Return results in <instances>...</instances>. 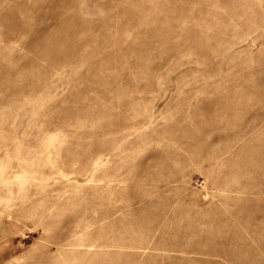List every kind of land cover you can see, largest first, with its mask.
Wrapping results in <instances>:
<instances>
[{"label": "rangeland", "instance_id": "374dc122", "mask_svg": "<svg viewBox=\"0 0 264 264\" xmlns=\"http://www.w3.org/2000/svg\"><path fill=\"white\" fill-rule=\"evenodd\" d=\"M0 264H264V0H0Z\"/></svg>", "mask_w": 264, "mask_h": 264}]
</instances>
